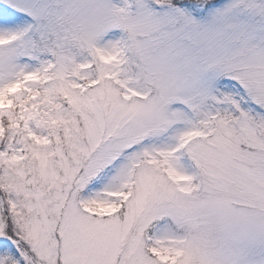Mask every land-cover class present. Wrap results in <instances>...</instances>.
I'll return each mask as SVG.
<instances>
[{
  "label": "snow or ice",
  "instance_id": "1",
  "mask_svg": "<svg viewBox=\"0 0 264 264\" xmlns=\"http://www.w3.org/2000/svg\"><path fill=\"white\" fill-rule=\"evenodd\" d=\"M0 264H264V0H0Z\"/></svg>",
  "mask_w": 264,
  "mask_h": 264
}]
</instances>
